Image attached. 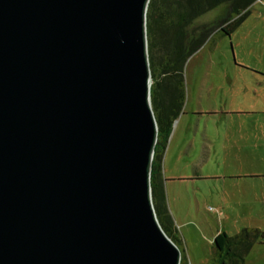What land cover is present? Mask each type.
<instances>
[{
  "label": "water",
  "instance_id": "obj_1",
  "mask_svg": "<svg viewBox=\"0 0 264 264\" xmlns=\"http://www.w3.org/2000/svg\"><path fill=\"white\" fill-rule=\"evenodd\" d=\"M150 0H0V264H181L151 173Z\"/></svg>",
  "mask_w": 264,
  "mask_h": 264
},
{
  "label": "rangeland",
  "instance_id": "obj_2",
  "mask_svg": "<svg viewBox=\"0 0 264 264\" xmlns=\"http://www.w3.org/2000/svg\"><path fill=\"white\" fill-rule=\"evenodd\" d=\"M225 14L220 5L195 24ZM186 100L164 154L168 205L190 264H206L219 231L264 230V0L230 34L214 32L185 68ZM245 264H264V244Z\"/></svg>",
  "mask_w": 264,
  "mask_h": 264
},
{
  "label": "trees",
  "instance_id": "obj_3",
  "mask_svg": "<svg viewBox=\"0 0 264 264\" xmlns=\"http://www.w3.org/2000/svg\"><path fill=\"white\" fill-rule=\"evenodd\" d=\"M256 0H150L147 11L149 58L152 72L151 101L158 123L151 173L153 203L168 236L182 250L181 264H190L185 237L169 209L163 161L173 123L186 100L185 68L188 58L205 45L214 32L230 35L250 12ZM225 5V14L195 24L204 13ZM257 243L264 244V230L243 227L234 235L219 231L206 264H245Z\"/></svg>",
  "mask_w": 264,
  "mask_h": 264
},
{
  "label": "crops",
  "instance_id": "obj_4",
  "mask_svg": "<svg viewBox=\"0 0 264 264\" xmlns=\"http://www.w3.org/2000/svg\"><path fill=\"white\" fill-rule=\"evenodd\" d=\"M167 180V179H166ZM173 215V214H172ZM174 217V216H173ZM174 220H175V218H174ZM176 222V221H175ZM177 226L179 227V226H181V225H178L177 224ZM179 229H181L180 227H179ZM183 233V232H182ZM184 235V234H183ZM215 236V235H214ZM185 237V236H184ZM214 238V237H213ZM186 240V239H185ZM186 244H187V241H186ZM187 250H189V247H188V245H187Z\"/></svg>",
  "mask_w": 264,
  "mask_h": 264
}]
</instances>
